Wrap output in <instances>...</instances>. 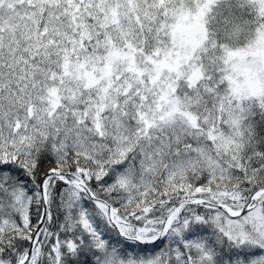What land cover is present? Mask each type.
<instances>
[{
	"label": "snow or ice",
	"instance_id": "snow-or-ice-1",
	"mask_svg": "<svg viewBox=\"0 0 264 264\" xmlns=\"http://www.w3.org/2000/svg\"><path fill=\"white\" fill-rule=\"evenodd\" d=\"M0 264H264V0H0Z\"/></svg>",
	"mask_w": 264,
	"mask_h": 264
}]
</instances>
